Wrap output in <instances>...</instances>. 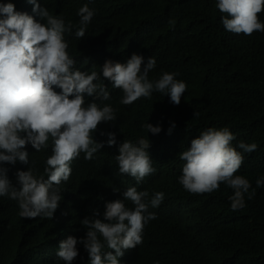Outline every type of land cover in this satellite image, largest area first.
I'll use <instances>...</instances> for the list:
<instances>
[{
  "label": "trees",
  "instance_id": "trees-1",
  "mask_svg": "<svg viewBox=\"0 0 264 264\" xmlns=\"http://www.w3.org/2000/svg\"><path fill=\"white\" fill-rule=\"evenodd\" d=\"M8 2L14 3L17 11L34 15L27 0H0ZM38 3L53 16L72 22V31L65 32L64 38L76 69L99 74L105 60L125 63L136 53L144 57L145 64L149 57L156 60V67L148 74L150 81L158 80L163 72L178 73L175 78L185 82L187 89L178 106L156 91L123 105L122 90L114 88L101 73L96 83L107 86L110 99L96 102L110 104L117 119L100 124L93 139L106 142L107 133L114 132L117 143L112 147L105 144L91 161L84 159V153L73 160L71 177L60 186L62 199L53 219L22 218L17 201L0 197V242L16 238L23 245L13 264H64L56 255L59 242L69 235L85 237L87 229L81 221L97 209L98 218L103 219L105 203L122 199L130 186L148 191L149 199L155 192H163L164 199L149 209L156 219L144 227L143 242L126 250L120 264H264V185L256 184L258 178H264V32L248 36L225 30L217 0ZM84 4L95 14L85 37L78 39L77 12ZM259 19L264 23V12ZM92 99L86 97V103ZM147 123L159 126L160 133L148 132ZM208 128H228L236 137L232 145L238 151H242L240 142L257 144L255 151L243 153V164L236 173L249 180V193H255L251 199L245 194L242 209H231L233 189L223 183L212 193L192 194L178 182L185 163L179 154ZM140 138L150 141L148 151L156 172L137 184L131 176L119 174L115 156L124 140L137 143ZM27 151L29 167L47 179L44 169L52 153L51 138L47 148L36 152L29 144ZM6 167L14 185L17 170L28 169L20 162ZM125 204L134 207L130 201ZM77 248L79 256L73 264H88L83 244ZM103 251L111 249L105 246ZM1 260L0 255V264Z\"/></svg>",
  "mask_w": 264,
  "mask_h": 264
},
{
  "label": "clouds",
  "instance_id": "clouds-1",
  "mask_svg": "<svg viewBox=\"0 0 264 264\" xmlns=\"http://www.w3.org/2000/svg\"><path fill=\"white\" fill-rule=\"evenodd\" d=\"M27 3L33 5L34 15L17 11L14 3H0V197L17 201L22 218L53 219L62 199L60 186L70 179L73 160L84 153V159L91 161L105 144L112 147L117 143L114 132L107 133L106 142L93 139L100 124L117 119L110 104L96 102L110 99L107 86L96 83L101 73L114 88L122 90L120 103L123 105L148 98L156 91L169 96L170 103L178 106L187 85L175 78L178 73L169 72L150 81L148 74L156 67V60L149 57L145 64L144 57L136 53L125 63L105 60L99 74L76 69V61L69 55L64 38L65 32L72 31V22L53 16L38 0H27ZM216 7L224 14L221 23L225 30L248 36L264 32V23L259 19V14L264 12V0H217ZM94 14L95 10L88 4L79 8L76 38L85 37ZM86 97L93 99L86 103ZM146 128L152 134L161 131L159 126L150 123ZM50 138L52 153L46 160L45 179L29 167L27 146L30 144L39 152L48 147ZM235 139L228 128H208L201 132L179 154L185 163L178 178L192 194L212 193L225 184L233 189L234 194L229 197L233 211L245 207V194L249 199L255 194L254 190L249 193V180L236 173L243 164V153L257 149L256 143L240 142L238 148L242 151H238L232 145ZM149 148V139L140 138L137 143L124 140L115 156L119 174L131 176L137 184L154 174L156 169L152 166ZM17 162L28 165V169L17 170L14 185L6 165L14 166ZM256 184L257 187L264 185V178H258ZM122 197L105 203L103 219L98 218L97 209L93 216L81 221L87 229L85 237L69 235L59 242L56 255L64 264H73L78 258V244H83L88 253V264H120L127 255L126 250L143 242L144 227L156 219L149 209L162 203L164 193L155 192L149 199L148 191L130 186ZM125 201L134 207L128 208ZM0 244L2 264L15 263L18 248L23 246L20 239L9 238ZM105 246L111 251L104 252Z\"/></svg>",
  "mask_w": 264,
  "mask_h": 264
}]
</instances>
